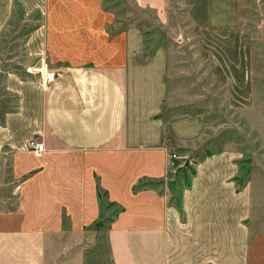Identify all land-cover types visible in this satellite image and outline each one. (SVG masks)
Instances as JSON below:
<instances>
[{
	"label": "crops",
	"instance_id": "obj_1",
	"mask_svg": "<svg viewBox=\"0 0 264 264\" xmlns=\"http://www.w3.org/2000/svg\"><path fill=\"white\" fill-rule=\"evenodd\" d=\"M15 1L0 0V45ZM132 1L167 12L168 0ZM105 3L52 0L46 8L29 42L58 63L53 81L5 74L17 102L0 120V192L14 195L0 196L14 207L0 210V264H264V86L253 82L254 56L241 55L232 70L230 55L227 74L253 102L240 106L256 127L253 178L241 166L252 149L225 145L197 164L177 207L158 189L136 186L167 176V133L195 143L210 121L165 117L170 48L145 54L143 27H111ZM251 8L207 0V28L244 32ZM36 137L46 146L41 156L28 148ZM101 191L120 208L109 220Z\"/></svg>",
	"mask_w": 264,
	"mask_h": 264
},
{
	"label": "rangeland",
	"instance_id": "obj_2",
	"mask_svg": "<svg viewBox=\"0 0 264 264\" xmlns=\"http://www.w3.org/2000/svg\"><path fill=\"white\" fill-rule=\"evenodd\" d=\"M51 1L16 0L13 13L1 32L0 120L17 102L13 91L4 83L7 71L45 83L53 81L59 73L58 63L45 48H32L29 42L32 34L43 24ZM248 3L252 6L248 29L225 34L207 28V0H168L167 12L162 15L152 9L138 7L132 0H106L103 12L106 20V16L113 20L111 27L115 23L120 28L130 24L143 27L147 35L145 54L158 47L170 48L169 97L165 117L200 115L209 119L211 124L207 134L195 143L183 144L167 133L166 145L171 155L167 176L161 179L143 178L137 184V190L145 186L154 187L181 207L180 193L190 186L197 164L230 144L232 147L252 149L253 153L250 152L251 155L241 161V166L245 169L244 179L253 178L255 159L251 156L257 147L256 127L249 121L250 112L240 111L241 103L245 108L247 104L251 106L252 101H246L249 91L245 85L242 93L239 80L227 76L230 55L236 60L232 70L239 69L241 55H252L253 82L259 87L264 86V71L260 67V56L264 55V0H248ZM36 39L39 42V38ZM100 194L103 205L109 208V217L106 218L109 220L120 208L113 206L103 191ZM1 195L14 197L11 191L0 192ZM13 202L15 199H12ZM12 209L13 205L0 203V210ZM107 224L103 220L96 226ZM256 250L263 249L258 245Z\"/></svg>",
	"mask_w": 264,
	"mask_h": 264
},
{
	"label": "built area",
	"instance_id": "obj_3",
	"mask_svg": "<svg viewBox=\"0 0 264 264\" xmlns=\"http://www.w3.org/2000/svg\"><path fill=\"white\" fill-rule=\"evenodd\" d=\"M28 148L37 156H41L43 152L46 150V146L42 140L38 137L29 140Z\"/></svg>",
	"mask_w": 264,
	"mask_h": 264
}]
</instances>
